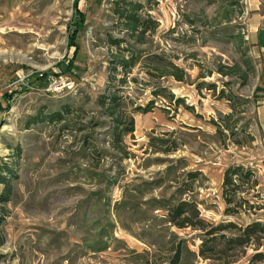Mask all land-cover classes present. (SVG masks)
Returning a JSON list of instances; mask_svg holds the SVG:
<instances>
[{
  "label": "rangeland",
  "instance_id": "374dc122",
  "mask_svg": "<svg viewBox=\"0 0 264 264\" xmlns=\"http://www.w3.org/2000/svg\"><path fill=\"white\" fill-rule=\"evenodd\" d=\"M258 12L260 26L245 0H0V168L15 174L0 264H168L177 247L180 264H264L261 228L228 241L264 226ZM130 117L117 149L111 119ZM231 166L253 176L227 205ZM181 201L205 231L168 222Z\"/></svg>",
  "mask_w": 264,
  "mask_h": 264
},
{
  "label": "trees",
  "instance_id": "16d2710c",
  "mask_svg": "<svg viewBox=\"0 0 264 264\" xmlns=\"http://www.w3.org/2000/svg\"><path fill=\"white\" fill-rule=\"evenodd\" d=\"M75 14L77 15L76 17L78 18V26H82L84 23V14L80 13L77 9H75ZM133 17L130 18V21H133ZM74 40V36H72V41ZM259 42L260 45H264V36L261 34L259 36ZM114 43V42H113ZM73 45V44H72ZM261 45L260 47H262ZM73 47V46H72ZM124 63V62H123ZM128 64V62L124 63ZM134 65V60L132 59L129 63V66ZM123 83V81H119ZM119 90V89H117ZM115 98V92L111 93V96H109V104L113 105L116 102ZM63 112H54L51 115L45 116L46 118H40L38 121L39 122H45L47 121L48 123H53V122H59L64 120L63 119ZM114 114H110L109 117H113ZM37 118H35L33 121H35ZM118 121L117 119H111V129L110 133L112 136V143L115 148L121 149L122 150V141L123 137L127 135H131L134 131V126H133V119L130 117L128 122L124 126H118ZM121 143V144H120ZM2 170L5 171L6 175L2 174ZM14 172L11 168L6 167L5 165L0 168V186L2 187L1 192H0V204H4L9 202L10 196L12 195V184L11 180L15 178ZM253 173L250 170L245 169L243 166H231L227 168L224 172L223 175V182H222V189H223V196L224 200L226 201L227 205H229L232 202V196L235 195L238 192L239 189V183L238 181H243V182H249L250 179L252 178ZM13 177V178H11ZM256 182L253 180V184ZM168 215V222L171 223V225L182 229L185 227H192L196 229H200L202 231L204 227V222L199 218V212L197 209V206L193 202H188V201H181L171 208H168L167 211ZM233 225L229 224L226 226H219L215 227L212 229L210 232H206V235H214L216 231H222L223 229H230L232 228ZM261 228V230H264V226L261 225L260 223H253L251 226H249L246 230L243 231L242 236H237L229 239L228 241L238 243L240 245H246L249 244V239L251 237L250 234L255 235L256 229ZM264 232V231H263ZM224 238V236H221ZM263 237V236H262ZM210 241V240H209ZM205 246L207 245L206 243L204 244ZM93 248V247H92ZM181 248L177 247L174 253V256H172L168 264H180L181 262ZM211 249V246H207L205 250H202L199 255L203 257V259H209L208 256L205 255V252H209ZM98 249L93 248V251H97ZM261 254H256L253 256V259L260 258ZM251 258V260H253ZM231 261H226L224 264H231ZM250 264V262H249Z\"/></svg>",
  "mask_w": 264,
  "mask_h": 264
},
{
  "label": "crops",
  "instance_id": "0c3cea01",
  "mask_svg": "<svg viewBox=\"0 0 264 264\" xmlns=\"http://www.w3.org/2000/svg\"><path fill=\"white\" fill-rule=\"evenodd\" d=\"M245 3H246V6H247V10L249 12L253 13V17L255 18V19H253V21L259 25L261 23V21L259 23V19H261L262 16H261V14L258 11L260 10V8H261V6L263 4V0H245ZM258 25L254 29V33L258 32L257 35H256L257 40L259 39V36L261 34H263L262 33L263 30H261V29L259 30L258 28H259L260 25L259 26ZM260 48H262V47H260Z\"/></svg>",
  "mask_w": 264,
  "mask_h": 264
},
{
  "label": "built area",
  "instance_id": "2783aa9c",
  "mask_svg": "<svg viewBox=\"0 0 264 264\" xmlns=\"http://www.w3.org/2000/svg\"><path fill=\"white\" fill-rule=\"evenodd\" d=\"M73 88V84L70 81H55L49 86V90L54 93H61L63 91H70Z\"/></svg>",
  "mask_w": 264,
  "mask_h": 264
}]
</instances>
